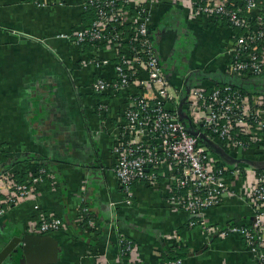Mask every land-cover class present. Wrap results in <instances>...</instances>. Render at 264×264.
I'll use <instances>...</instances> for the list:
<instances>
[{
    "label": "crops",
    "instance_id": "crops-1",
    "mask_svg": "<svg viewBox=\"0 0 264 264\" xmlns=\"http://www.w3.org/2000/svg\"><path fill=\"white\" fill-rule=\"evenodd\" d=\"M41 1L47 5L0 0V174L14 172L26 180L37 167L48 173L34 196L0 218V248L13 237L31 235L33 221L50 216L64 228L41 235L57 245L48 264H254L239 235L210 237L200 227L190 228L189 216L168 202L164 178L153 188L134 184L131 204H125L110 153L124 100L91 94L95 71L80 65L91 51L60 38L91 18L76 9L75 0L64 6L58 0ZM183 3L158 0L150 27L155 49L168 58L160 64L181 100L195 86L233 83L252 95L263 92L264 75L243 80L226 74L236 31L224 22L189 18ZM178 33L189 36L191 60L182 72L171 73L167 52ZM101 102L109 106L107 113L96 108ZM184 102L181 112H186ZM190 124L205 135L200 125ZM227 155L228 160L220 159L235 167L234 156ZM242 180L236 188L240 194ZM205 219L210 227L223 229L248 224L251 214L231 196ZM119 238L133 243L126 258L119 254Z\"/></svg>",
    "mask_w": 264,
    "mask_h": 264
},
{
    "label": "built area",
    "instance_id": "built-area-1",
    "mask_svg": "<svg viewBox=\"0 0 264 264\" xmlns=\"http://www.w3.org/2000/svg\"><path fill=\"white\" fill-rule=\"evenodd\" d=\"M179 1L184 2L189 18L224 22L236 31L227 51L225 71L229 77L252 80L264 75V0ZM30 2L37 7L47 5L41 0ZM65 3L58 0L59 6ZM75 3L76 9L91 18L90 22L60 38L79 49L89 46L91 52L85 54L80 65L95 71L91 94L124 100L110 153L125 204H131L134 184L153 188L164 178L168 202L189 216L190 228L200 227L210 237L239 235L254 264H264V168L220 166L198 142L199 134L187 131L180 118L181 94L168 81L150 35L158 0ZM184 106L189 121L200 125L205 136L226 154L238 160L264 157V91L252 95L232 85L211 89L195 86L189 89ZM96 108L107 113L109 106L101 102ZM47 175L46 167H37L26 180L17 182L13 172L1 173L0 218L34 196ZM240 178L242 194L236 190ZM231 196L247 206L250 222L223 229L207 225V212ZM33 222L28 233L35 236L64 228L60 219L50 216ZM118 246L121 256L132 254L134 247L127 239L119 238Z\"/></svg>",
    "mask_w": 264,
    "mask_h": 264
},
{
    "label": "water",
    "instance_id": "water-1",
    "mask_svg": "<svg viewBox=\"0 0 264 264\" xmlns=\"http://www.w3.org/2000/svg\"><path fill=\"white\" fill-rule=\"evenodd\" d=\"M187 94H188V90L186 92V95ZM184 101H185L184 99L181 100L180 107ZM180 118H181V114H180ZM198 136L200 137L201 135L199 134ZM213 145L217 149L218 154L228 158V155L220 147H218L214 143ZM231 158L230 160L234 164L241 162V160L234 158L231 159ZM245 163L248 166L255 169L264 168V165L258 166L257 162L254 161L246 160ZM56 254H57V245L55 244V241L51 236H34V235H23L21 237L17 236L5 242L0 248V264H7V263L16 264L15 260L14 261L11 260L13 259L12 257L14 255H18V257L20 256L17 264H48L53 261L54 256Z\"/></svg>",
    "mask_w": 264,
    "mask_h": 264
},
{
    "label": "flooded vegetation",
    "instance_id": "flooded-vegetation-1",
    "mask_svg": "<svg viewBox=\"0 0 264 264\" xmlns=\"http://www.w3.org/2000/svg\"><path fill=\"white\" fill-rule=\"evenodd\" d=\"M182 33V32H181ZM178 37L176 38L175 42L172 43V45L169 48L168 56H169V60H171V62L173 63L174 69L171 68V73H173V70H175L176 72H182V70L184 69V67L190 63V51L188 50L189 45L191 44V41L189 39V36H187L186 34H180L178 33ZM190 43V44H189ZM155 48V46H154ZM156 54L158 56V59L160 62L162 63H167L168 62V58L166 53L164 52H158L157 49H155ZM169 71V72H170ZM20 257V256H19ZM18 255H14L11 259L12 261H16L18 262L19 260ZM11 262V261H9ZM10 264V263H7ZM13 264V263H11Z\"/></svg>",
    "mask_w": 264,
    "mask_h": 264
},
{
    "label": "trees",
    "instance_id": "trees-1",
    "mask_svg": "<svg viewBox=\"0 0 264 264\" xmlns=\"http://www.w3.org/2000/svg\"><path fill=\"white\" fill-rule=\"evenodd\" d=\"M87 47H89V46H87ZM86 47V48H87ZM230 85H232L234 88H238L239 90H241L243 93H247V92H245L244 91V89H241V87L240 86H236V85H234L233 83H231ZM218 87H220V86H218ZM247 94H249V93H247ZM181 121L184 123V125L186 126V129H187V131L190 133V134H192V135H197V131L196 130H194L195 129V127H193L191 124H190V121H189V119H188V117H187V113L185 112V111H183V112H181ZM196 133V134H195ZM198 134H200V133H198ZM206 135H207V133H205ZM199 138V140H198V142L200 143V144H203L204 146H206L207 147V149L210 151V153L212 154V156L217 160V161H219V164H220V166H225L226 167V164H225V162H223V160L225 161V160H228L226 157H224V156H222V155H220V154H218V152H217V149L215 148V146L213 145V143L212 142H210V140L205 136V135H201L200 137H198ZM256 148V146H253V149H255ZM254 155H259L260 156V154L259 153H253ZM263 154V153H262ZM220 158H222L223 160H221ZM240 160H241V162L240 163H237L236 164V166L238 165V166H241V167H248V165L245 163L246 162V160H251V161H254V162H257V165L258 166H263L264 165V157H259V158H253V159H243V158H240ZM228 167V166H227ZM229 168V167H228ZM14 173V172H13ZM14 178L16 179V181L17 182H23L24 181V178H22V177H20L19 176V174H17V173H14ZM227 177H229V175H226ZM131 245L133 246V243H131ZM125 246V245H124ZM125 258L126 257H128L129 256V254L128 253H124V255H123ZM16 264H17V262H16Z\"/></svg>",
    "mask_w": 264,
    "mask_h": 264
},
{
    "label": "rangeland",
    "instance_id": "rangeland-1",
    "mask_svg": "<svg viewBox=\"0 0 264 264\" xmlns=\"http://www.w3.org/2000/svg\"><path fill=\"white\" fill-rule=\"evenodd\" d=\"M93 98H95V99H96V97H94V96H93Z\"/></svg>",
    "mask_w": 264,
    "mask_h": 264
}]
</instances>
